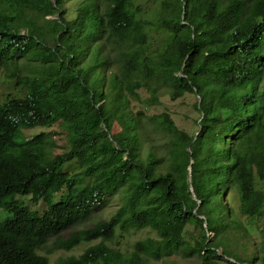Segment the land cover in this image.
Listing matches in <instances>:
<instances>
[{
	"label": "trees",
	"instance_id": "16d2710c",
	"mask_svg": "<svg viewBox=\"0 0 264 264\" xmlns=\"http://www.w3.org/2000/svg\"><path fill=\"white\" fill-rule=\"evenodd\" d=\"M0 74V264H264V0H0Z\"/></svg>",
	"mask_w": 264,
	"mask_h": 264
},
{
	"label": "rangeland",
	"instance_id": "374dc122",
	"mask_svg": "<svg viewBox=\"0 0 264 264\" xmlns=\"http://www.w3.org/2000/svg\"><path fill=\"white\" fill-rule=\"evenodd\" d=\"M23 92L14 84L13 81L7 79L3 74H0V103L4 102L8 97H22ZM190 100L192 101V97L190 96ZM178 111L182 109L177 108ZM40 132H45L51 134L50 140L54 143L53 152L61 153L68 149L67 143V135L63 127L58 123L51 125L50 127H35L28 130H22V138L30 139L33 135L39 134ZM65 170L69 175H73L80 171V168L73 162L66 163L64 166ZM17 200L20 202H25L26 197L18 196ZM28 202V200H27ZM26 205L25 203H23ZM120 205V200L117 196H113L107 199L105 206L96 210L93 215H91L87 220L75 225L68 232L63 233L62 237L65 238L68 236L69 232H73L79 229L88 228L95 223L108 220L117 210ZM36 208H44L43 204H38L35 206ZM7 215L0 212V221L5 219ZM209 237L212 234H208ZM147 237H155V234L149 229H129L127 232H120L119 229L115 230L114 237L111 241H107L106 244L113 248L117 249L121 252H128L131 250L133 243L137 240H142ZM55 238H52L48 245H51ZM95 243V242H94ZM91 243V244H94ZM90 244H81L78 247L74 248L72 251H53L52 253L47 255V248L40 251L41 254L46 255L48 258L49 264H56L57 260L60 257H66L70 255H79L85 248H87ZM198 260L196 257L184 258L182 254H174L167 259H163L159 261L158 264H197Z\"/></svg>",
	"mask_w": 264,
	"mask_h": 264
}]
</instances>
